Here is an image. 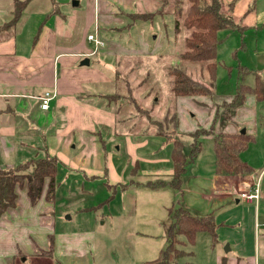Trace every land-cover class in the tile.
Instances as JSON below:
<instances>
[{"label":"crops","instance_id":"crops-1","mask_svg":"<svg viewBox=\"0 0 264 264\" xmlns=\"http://www.w3.org/2000/svg\"><path fill=\"white\" fill-rule=\"evenodd\" d=\"M14 1L0 0L7 2L0 5V168L46 156L56 157L58 166L51 198H47L48 178L34 202L26 183L16 186L15 206L0 216V264H104L96 255L97 225L103 226L106 220L127 223L135 213L129 192L138 185L150 189L148 181H169L173 174L172 142L158 135L155 125L126 97H112L125 95L128 87L155 119L175 115L178 131V102L190 98L204 104L209 99L175 95L170 75H164L163 82L144 75L146 58L152 59L149 55L157 43L148 40L150 32L140 22L144 19L132 20L134 14L153 12L140 11L137 0H74L75 4L29 0L15 24L2 28L13 17ZM232 1L222 0L224 6ZM95 30L100 40L97 47L87 39ZM85 58L88 64L82 63ZM48 90L56 96L44 110L36 97ZM226 109L220 107L217 116L223 113L231 120ZM221 120H216L217 132H238ZM208 124L201 127L209 128ZM178 134L174 138L180 140ZM182 145L189 157L191 150ZM199 157L200 153L186 165L181 188L175 193L182 195L180 204L191 214L213 215L214 264H264L256 241L257 235L264 234V222L259 221V200L264 195L247 202L234 193L243 187L241 178L247 181L244 189L254 184L255 168L249 174H216L214 154L206 169L211 171L208 185L201 193L190 194L201 170ZM141 176L146 179L137 182ZM99 192L111 194L96 204ZM230 198H235V205H227ZM188 243L180 245L185 252ZM146 245L150 256L145 259L150 260L161 248L156 243Z\"/></svg>","mask_w":264,"mask_h":264},{"label":"rangeland","instance_id":"rangeland-1","mask_svg":"<svg viewBox=\"0 0 264 264\" xmlns=\"http://www.w3.org/2000/svg\"><path fill=\"white\" fill-rule=\"evenodd\" d=\"M73 1L71 0L70 4ZM107 1L110 3V0ZM220 1V10L222 12L226 11L224 13L230 15L238 25L217 32L218 44L215 58V82L212 87L213 94L211 96L203 95L206 99H209L207 102L204 101L207 104L198 103L190 98L178 102L181 128L177 137L183 142L187 151L188 149L191 150L192 137L187 133L196 126L201 127L206 123H209V127L213 126L214 132L217 133L216 120L219 117L223 121L222 124L231 123L238 132L245 129L246 132L252 133L254 140L243 151L242 157L248 161L251 167L253 166V169L255 168L253 182L254 184L258 183L259 194L262 196L264 195V97L258 99L253 89H255L258 82L257 74L264 80V0H234L235 6L232 11H229L228 4L224 6L225 3L222 0ZM137 3L141 7L139 8L140 11L144 9L153 12L134 14L132 20H137V18L145 20L140 22L145 27V31L150 32L148 40L152 41L153 45L157 43L158 47L152 50L151 44L150 49L153 53L149 56L152 59L146 58L144 75L148 74L151 79H161L163 82L165 80L164 75H170L173 78L169 73L170 69L179 67L194 81L209 85L208 62L190 61L182 58V53L187 49L186 39L190 37L193 30L185 24V19L192 5L190 0H137ZM4 4L7 5V2H0V5ZM222 6H224L223 9ZM31 8L35 7L31 6ZM246 10L247 13H245ZM93 33L97 34V30ZM154 35H157L155 40L153 39ZM156 49L157 52H154ZM165 66L168 67L163 69ZM165 84L163 83V86ZM241 84H245L250 88L245 94L244 103L237 108L227 110L226 108L229 107H223L221 105L222 101L230 100L234 96L237 86ZM121 89L123 88L121 87ZM170 104L172 102H169ZM220 107L227 110V113L232 117L231 120L225 113L226 117L223 116V113H221L222 116H217V110ZM168 116H173V114H168ZM234 116L236 118L232 122ZM211 139V135L201 138L202 150L199 152L201 155L199 157L201 170L198 173V178H196L198 181L191 186L192 191L190 194L201 193L202 190H205L203 186L208 185L207 181L210 178L211 171H206V169L210 168L214 159ZM145 179L141 176L137 177L136 181L141 182ZM239 182L244 183L241 184L244 187L247 181L245 178H241ZM252 186L253 183L251 182L248 183L247 188L244 189L239 186L235 191H247ZM135 189L133 193L129 192L128 196V199L135 203V213L128 217L127 223L116 224L111 223V220H106L103 226L98 224L96 227V255L104 264H141L153 261L160 257L161 252L167 246L168 229L173 223L169 208L173 209L181 206L182 195L179 196L180 193H178L177 196L176 190L170 187L162 191L161 187L149 189L138 185ZM235 191L234 193H236ZM110 194L105 195V192L96 194L98 196V198H94L96 204L105 201ZM190 194L184 196L189 198L188 195ZM84 198H90V196H84ZM230 199L232 200L227 202V205H235V198ZM259 201H261L259 219L261 223L264 222V199ZM127 226L129 233L126 234ZM136 231L148 233L149 236L142 233L137 234ZM179 238L187 242L183 236H179ZM256 241L257 246L259 243L261 251L260 262L263 263L264 234L257 235ZM148 243H156L154 246L157 249L161 248L157 254L151 255L150 260L145 259L150 256L146 248ZM213 244L209 232L198 231L194 242L185 244L184 249L188 252V255L177 260L176 264H214L215 248Z\"/></svg>","mask_w":264,"mask_h":264},{"label":"trees","instance_id":"trees-1","mask_svg":"<svg viewBox=\"0 0 264 264\" xmlns=\"http://www.w3.org/2000/svg\"><path fill=\"white\" fill-rule=\"evenodd\" d=\"M29 0H15L13 4V17L2 28L9 29L20 16ZM191 8L185 19L186 26L193 30L186 39V51L182 58L190 61H207L209 85L199 83L190 78L179 67H173L169 73L173 76L172 90L177 96L186 95H212L215 82L216 48L218 44L217 32L221 29L231 28L237 23L220 10V0H190ZM234 1L229 3V10L233 9ZM211 60V61H210ZM257 85L253 91L258 99L264 97V80L257 74ZM128 88V87H127ZM125 95L115 94L112 98L126 97L136 110L145 115L150 124L155 125L156 133L172 142L173 174L169 181L162 179L148 181L146 185L152 189L165 185L173 189H180L182 176L186 165L191 162L201 151V138L211 135L214 140V171L216 174L237 175L251 173L253 168L242 159L241 153L254 140L253 134L245 132H214L212 127H199L190 133L192 137L191 153L189 157L184 154L182 142L174 138L178 131V121L175 115H165L162 119H155L150 115V110L137 103L132 97L129 88ZM250 88L241 84L237 86L234 96L230 100L222 101L223 107L237 108L244 103L245 94ZM170 126V128H168ZM58 160L54 156L38 157L13 167L0 168V216L10 207L15 206L17 197L16 186L26 183L27 193L32 202L36 201L42 191L46 178L49 179L47 198H51L55 187V174ZM173 223L168 229V242L159 258L141 264H176L186 252L180 248L184 241L193 243L198 231H207L211 234L213 242L216 241V223L213 215H193L182 206L169 208Z\"/></svg>","mask_w":264,"mask_h":264},{"label":"built area","instance_id":"built-area-1","mask_svg":"<svg viewBox=\"0 0 264 264\" xmlns=\"http://www.w3.org/2000/svg\"><path fill=\"white\" fill-rule=\"evenodd\" d=\"M87 39L94 42L95 46L97 47L98 44H100V40L98 39V35L96 33L87 35ZM56 96V92L54 90L52 91H45L43 94L37 96V100L39 101V106L41 109H48L50 106V101ZM236 192V195L241 199L242 201L251 202L253 200H257L259 197V187L258 183L256 182L253 184L252 187H250L247 191H241Z\"/></svg>","mask_w":264,"mask_h":264},{"label":"water","instance_id":"water-1","mask_svg":"<svg viewBox=\"0 0 264 264\" xmlns=\"http://www.w3.org/2000/svg\"><path fill=\"white\" fill-rule=\"evenodd\" d=\"M75 3H76V1H73V4H75ZM82 63L88 64V59L85 58V59L82 61ZM240 132H241V133H245V129H242ZM227 249H228V245L225 247V250H227Z\"/></svg>","mask_w":264,"mask_h":264}]
</instances>
